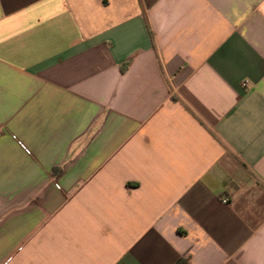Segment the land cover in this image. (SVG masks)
<instances>
[{
  "label": "crops",
  "instance_id": "0c3cea01",
  "mask_svg": "<svg viewBox=\"0 0 264 264\" xmlns=\"http://www.w3.org/2000/svg\"><path fill=\"white\" fill-rule=\"evenodd\" d=\"M0 264H264V0H0Z\"/></svg>",
  "mask_w": 264,
  "mask_h": 264
},
{
  "label": "built area",
  "instance_id": "2783aa9c",
  "mask_svg": "<svg viewBox=\"0 0 264 264\" xmlns=\"http://www.w3.org/2000/svg\"><path fill=\"white\" fill-rule=\"evenodd\" d=\"M224 202H226V199H223Z\"/></svg>",
  "mask_w": 264,
  "mask_h": 264
}]
</instances>
